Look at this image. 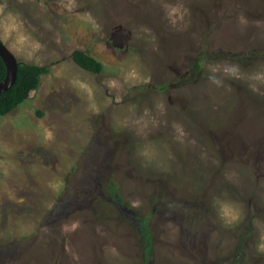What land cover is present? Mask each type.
I'll list each match as a JSON object with an SVG mask.
<instances>
[{"label": "rangeland", "instance_id": "rangeland-1", "mask_svg": "<svg viewBox=\"0 0 264 264\" xmlns=\"http://www.w3.org/2000/svg\"><path fill=\"white\" fill-rule=\"evenodd\" d=\"M0 40L51 66L0 117V264H264V0H0Z\"/></svg>", "mask_w": 264, "mask_h": 264}, {"label": "trees", "instance_id": "trees-1", "mask_svg": "<svg viewBox=\"0 0 264 264\" xmlns=\"http://www.w3.org/2000/svg\"><path fill=\"white\" fill-rule=\"evenodd\" d=\"M72 59L81 69L93 74L100 75L104 71L103 64L85 51L75 50L72 54ZM197 70H201L200 65L197 66ZM50 73L51 66L49 65L40 66L19 62L15 85L9 91L0 95V117L11 114L26 102L30 98L31 93L40 87L43 76ZM6 75L7 68L0 57V82L6 78ZM161 88L166 89V87ZM114 194L117 195L116 190ZM119 202L122 203L121 200ZM234 264H238V262L234 261Z\"/></svg>", "mask_w": 264, "mask_h": 264}, {"label": "water", "instance_id": "water-1", "mask_svg": "<svg viewBox=\"0 0 264 264\" xmlns=\"http://www.w3.org/2000/svg\"><path fill=\"white\" fill-rule=\"evenodd\" d=\"M0 57L7 68L6 78L0 82V95L9 91L16 83L19 60L11 50L0 40Z\"/></svg>", "mask_w": 264, "mask_h": 264}]
</instances>
